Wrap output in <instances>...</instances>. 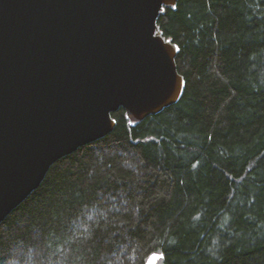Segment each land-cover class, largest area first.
Wrapping results in <instances>:
<instances>
[{
	"label": "trees",
	"instance_id": "1",
	"mask_svg": "<svg viewBox=\"0 0 264 264\" xmlns=\"http://www.w3.org/2000/svg\"><path fill=\"white\" fill-rule=\"evenodd\" d=\"M181 99L55 162L0 264H264V0H179Z\"/></svg>",
	"mask_w": 264,
	"mask_h": 264
},
{
	"label": "water",
	"instance_id": "2",
	"mask_svg": "<svg viewBox=\"0 0 264 264\" xmlns=\"http://www.w3.org/2000/svg\"><path fill=\"white\" fill-rule=\"evenodd\" d=\"M178 2L0 0V224L113 113L135 126L181 99L180 47L158 25Z\"/></svg>",
	"mask_w": 264,
	"mask_h": 264
},
{
	"label": "snow or ice",
	"instance_id": "3",
	"mask_svg": "<svg viewBox=\"0 0 264 264\" xmlns=\"http://www.w3.org/2000/svg\"><path fill=\"white\" fill-rule=\"evenodd\" d=\"M175 6H176L175 4L172 5V7H175ZM161 10L163 11V9H161Z\"/></svg>",
	"mask_w": 264,
	"mask_h": 264
}]
</instances>
